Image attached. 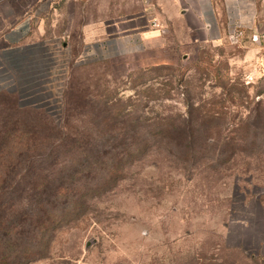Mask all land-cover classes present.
I'll return each mask as SVG.
<instances>
[{
  "label": "rangeland",
  "instance_id": "374dc122",
  "mask_svg": "<svg viewBox=\"0 0 264 264\" xmlns=\"http://www.w3.org/2000/svg\"><path fill=\"white\" fill-rule=\"evenodd\" d=\"M192 9L188 18L197 26ZM179 13L174 0H71L55 26L69 32L76 52L96 44L81 38L87 23H99L107 34L158 25L167 28L173 55L158 64L171 66L144 71L158 64L145 65L140 54L77 64L61 118L0 91V123L14 126L0 147V185L8 186L27 182L25 168L51 151L61 131L75 122L84 128L104 104L115 113L117 135L130 142L133 116H140L139 141L161 139V132L152 135L159 122L182 124L187 88L196 104L221 112L196 137L194 154L153 141L125 166L124 177L88 196L83 212L51 230L41 256L27 264H264V130L248 129L255 108L264 110V103H255L264 100V71H256L257 58L244 39L214 41L196 28L193 43L177 45ZM259 90L263 94L256 95ZM69 103L77 105L70 121ZM145 115L153 117L150 131L143 129ZM102 171L97 167L95 178L82 174L78 183L98 175L101 183Z\"/></svg>",
  "mask_w": 264,
  "mask_h": 264
},
{
  "label": "trees",
  "instance_id": "16d2710c",
  "mask_svg": "<svg viewBox=\"0 0 264 264\" xmlns=\"http://www.w3.org/2000/svg\"><path fill=\"white\" fill-rule=\"evenodd\" d=\"M169 66L171 64H158L145 68L144 71H157ZM68 88L69 85L67 92ZM186 91L188 116L182 120V124L166 120L164 124L159 122L157 125L161 127L157 126L152 135L161 132V139L145 137L143 141L137 140V126L141 123L139 115L133 116L131 122V142L125 136L119 137L115 131L117 125L113 122L115 113H112L109 105L104 104L98 114L95 110L92 111L90 120H85L84 128L82 125L81 129L78 128L75 122L71 131H61L60 138L56 140L51 151L38 157V164L31 162L25 168L22 175L27 182L22 183L17 179L14 185H0V195L8 197L0 198V264H27L41 256V251L48 244L47 234L64 220L83 212L88 196L109 189L124 177L125 166L131 164L153 141H166L182 153L194 154L196 137L208 129L209 119L218 117L221 112L214 107L206 108L201 103L196 104L190 90L187 88ZM5 92L16 97L13 92ZM261 94L263 90L257 91L256 95ZM255 103H264V100L259 98ZM71 104L69 103L67 118L69 121L72 120L73 114H76L73 110L77 107L76 103ZM201 106L202 108H199ZM82 110L76 111L77 114H83ZM172 117L170 114L169 118ZM144 118L143 129H148L152 124L148 120L153 117L145 115ZM95 126L97 134L93 130ZM262 126L264 110L257 106L248 129L256 133L257 130H264L260 129ZM151 129L153 128L148 130ZM13 130L14 126H9L8 122L4 125L3 120L1 121L0 147L10 139ZM97 167L103 170L101 183L98 182L100 175L94 180L88 179L78 183L83 177L82 174L95 178ZM41 177L45 178V183L38 180ZM26 194L28 201H17V198H23Z\"/></svg>",
  "mask_w": 264,
  "mask_h": 264
},
{
  "label": "crops",
  "instance_id": "0c3cea01",
  "mask_svg": "<svg viewBox=\"0 0 264 264\" xmlns=\"http://www.w3.org/2000/svg\"><path fill=\"white\" fill-rule=\"evenodd\" d=\"M70 1L0 0L1 87L12 83L16 75L20 76L29 59L35 55L36 51L29 47L31 42L46 35L61 34L55 26L56 20L64 14ZM174 1L181 13L177 19L182 22L179 27L175 22L177 34L173 42L177 45L193 43L197 38L196 28L203 31L205 38L221 41L229 36L231 26L240 23L246 28L243 39L257 58L256 71H264V36L259 40L253 38L255 34L264 33V0H189L191 4L185 3L188 0ZM191 9L198 19L197 26L188 18ZM55 14L59 16L55 17ZM162 27L155 25L107 34L104 27L94 21L83 26L81 38L85 42H96V58L140 54L145 65L158 64L173 58L172 40L166 34L167 28Z\"/></svg>",
  "mask_w": 264,
  "mask_h": 264
},
{
  "label": "built area",
  "instance_id": "2783aa9c",
  "mask_svg": "<svg viewBox=\"0 0 264 264\" xmlns=\"http://www.w3.org/2000/svg\"><path fill=\"white\" fill-rule=\"evenodd\" d=\"M246 36V28L240 23L231 26L229 37L237 42ZM263 34H255L259 40ZM65 34L46 35L31 42L29 47L36 51L20 76H15L12 83L0 86V90L16 94L18 103L23 106L46 110L55 118L65 113L66 93L73 68L80 63L95 59L94 45L84 46L78 52Z\"/></svg>",
  "mask_w": 264,
  "mask_h": 264
}]
</instances>
